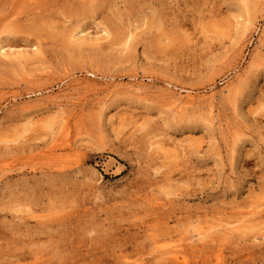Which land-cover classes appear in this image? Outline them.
I'll list each match as a JSON object with an SVG mask.
<instances>
[{
	"label": "rangeland",
	"instance_id": "1",
	"mask_svg": "<svg viewBox=\"0 0 264 264\" xmlns=\"http://www.w3.org/2000/svg\"><path fill=\"white\" fill-rule=\"evenodd\" d=\"M263 204L264 0H0V264H264Z\"/></svg>",
	"mask_w": 264,
	"mask_h": 264
},
{
	"label": "bare ground",
	"instance_id": "2",
	"mask_svg": "<svg viewBox=\"0 0 264 264\" xmlns=\"http://www.w3.org/2000/svg\"><path fill=\"white\" fill-rule=\"evenodd\" d=\"M82 40H83V39H82ZM3 55H4V54H3ZM192 102H193V98L190 97V96H188V97L185 99L184 104H185V105H190V104H192ZM182 103H183V102H182ZM263 205H264V204H263ZM263 205H262V206H263ZM258 206H259V205H258ZM258 206H257V207H258ZM262 206H261V207H262ZM249 211H250V210H249ZM263 211H264V210H263ZM246 212H247V211H246ZM254 212H256V211H254ZM259 214L261 215V213H259ZM259 214H258V215H259ZM262 214H263V213H262ZM260 215H259V216H260ZM249 216H250V214H249ZM255 216H256V215H255ZM262 216H264V214H263ZM256 217H257V216H256ZM256 217H255V218H256ZM259 218H260V217H259ZM263 218H264V217H263ZM260 219H262V218H260ZM260 219H259V220H260ZM235 223H236V222H235ZM244 224H246V223H243V225H244ZM248 224H249V223H248ZM231 225H232V224H231ZM234 225H235V224H234ZM240 225H241V224H240ZM229 226H230V223H229ZM237 226H238V225H237ZM247 226H248V225H247ZM233 227H234V229H236L235 226H233ZM242 227H243V226H242ZM250 227H251V226H250ZM237 228H238V227H237ZM247 228H249V227H247ZM212 229H213V228H212ZM227 229H228V228H226V229H224V230L226 231ZM240 229L243 230V228H240ZM210 230H211V229H210ZM228 230H229V231L232 230V227H230ZM228 230H227V231H228ZM232 231H233V230H232ZM237 231H238V230H237ZM208 232H209V230H207L206 232L197 231V233H196L195 235H193L191 238H192V239H195L196 242H202V241H204V240L206 239V237H207L206 234H207ZM223 232H224V231H223ZM235 232H236V230H235ZM239 232H241V230H240ZM239 232H238V233H239ZM243 232H244V231H243ZM216 233H217V232H216ZM210 234H211V233H210ZM210 234H209V235H210ZM230 234H232V233H230ZM235 234H236V233H235ZM215 235H216V234H215ZM228 235H229V234H228ZM221 236H222V235H221ZM209 237H210V236H209Z\"/></svg>",
	"mask_w": 264,
	"mask_h": 264
}]
</instances>
